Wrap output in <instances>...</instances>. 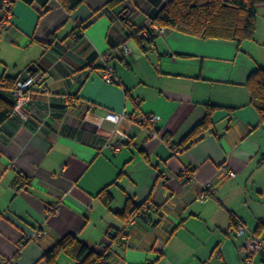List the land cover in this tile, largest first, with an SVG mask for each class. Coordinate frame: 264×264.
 I'll list each match as a JSON object with an SVG mask.
<instances>
[{"label":"crops","instance_id":"1","mask_svg":"<svg viewBox=\"0 0 264 264\" xmlns=\"http://www.w3.org/2000/svg\"><path fill=\"white\" fill-rule=\"evenodd\" d=\"M110 1L86 0L68 14L56 0H17L0 29V77L40 75L29 121L0 126V264H44L66 235L105 253L106 264H243L239 247L264 236V124L246 87L264 66L259 8L253 39L237 43L156 31L152 19L169 0ZM127 22L157 32L146 51ZM106 63L113 84L101 78ZM208 105L218 107L212 128L173 152ZM107 112L135 121L119 126L116 153L103 147L115 138L101 120ZM146 114L158 117L159 137L137 124ZM21 175L25 186H13ZM103 190L113 197L108 207ZM128 199L143 215L125 224L115 213ZM232 219L247 230L241 237ZM56 263L75 264L64 255ZM253 264H264L263 251Z\"/></svg>","mask_w":264,"mask_h":264},{"label":"trees","instance_id":"2","mask_svg":"<svg viewBox=\"0 0 264 264\" xmlns=\"http://www.w3.org/2000/svg\"><path fill=\"white\" fill-rule=\"evenodd\" d=\"M56 1L68 14H71L86 0ZM126 1L128 0H111L108 6H118ZM260 7H264V0H169L153 17L152 25L163 30L176 31L201 39H222L240 43L253 39L257 9ZM127 14L128 12L125 10L120 13L124 20H127ZM126 28L129 37L137 40L142 51H146L158 35L151 27L136 30L133 25L127 22ZM75 29L80 37L84 27L78 24ZM143 30L146 35L138 36ZM74 38L78 37L74 36ZM18 81V77L12 78L5 75L0 77V126L10 118L13 103L8 92ZM246 87L250 94V105L256 111L260 123L264 124V66L249 75ZM207 107L206 115L193 130L178 145L170 144V149L173 152L192 147L212 128V115L218 107L209 105ZM164 139L170 142L165 135ZM22 179H24L22 175L16 178L13 186L24 187L25 183H20ZM98 198L106 207L113 202V197L107 190L101 191ZM115 215L125 224H129L134 218L143 215V206H138L128 199L124 209ZM238 223L240 222L232 219V228ZM60 255L66 256L75 264H100L101 259H103L101 264H106L105 253L94 252L73 235L61 238L43 254L41 260L44 264H57Z\"/></svg>","mask_w":264,"mask_h":264},{"label":"built area","instance_id":"3","mask_svg":"<svg viewBox=\"0 0 264 264\" xmlns=\"http://www.w3.org/2000/svg\"><path fill=\"white\" fill-rule=\"evenodd\" d=\"M17 0H2L0 3V29L6 27L12 19V6ZM156 31H159L157 27L154 26ZM121 48L124 53L128 54L129 50L126 43L121 42ZM40 75L37 72L29 73L25 78L19 80L14 87L8 92L9 98L13 103V110L10 114V118L16 119L21 123H26L30 119V115L27 109L32 105L34 101V92L31 87L39 80ZM104 83L113 84L116 82V77L114 69L109 64L104 65V69L101 76ZM101 120L107 121L112 124V133L115 135L113 140L107 141L103 144L104 148L110 149L112 152L116 153L123 146V139L125 134L119 129V126L123 122H129L131 125L135 124L133 121V115L126 112L113 113L107 112ZM158 117L154 115H141L137 121L141 127L148 130L150 137L158 136L156 132V123ZM230 176H234L233 172L229 173ZM191 176L187 171L184 173V177L189 178ZM209 187H205L204 191H208ZM205 192L198 195L199 200L205 199ZM245 231L242 224L238 223L235 227L230 229L231 234L236 237H241ZM42 234L38 233L36 238H40ZM25 241H22L20 247L23 246ZM264 252V236L263 237H251L244 245L239 247L238 254L242 258L243 264H253L254 256L260 252ZM100 264L103 263V259L100 260Z\"/></svg>","mask_w":264,"mask_h":264},{"label":"rangeland","instance_id":"4","mask_svg":"<svg viewBox=\"0 0 264 264\" xmlns=\"http://www.w3.org/2000/svg\"><path fill=\"white\" fill-rule=\"evenodd\" d=\"M258 16H259V25H261V23L263 22L264 23V7H260L259 10H258ZM262 30H259V33H263L261 32ZM264 35H258V38L259 37H262ZM264 42V40H263Z\"/></svg>","mask_w":264,"mask_h":264},{"label":"bare ground","instance_id":"5","mask_svg":"<svg viewBox=\"0 0 264 264\" xmlns=\"http://www.w3.org/2000/svg\"><path fill=\"white\" fill-rule=\"evenodd\" d=\"M126 9H127V7H126ZM158 134H159V133H158ZM158 137H159V136H158ZM242 225H243V224H242ZM246 231H247V230H245V233H246ZM249 234H250V233H249ZM35 235H36V234H35ZM250 235H251V234H250ZM248 240H249V239H248ZM248 240H247V241H248ZM261 252H262V251H261ZM255 256H256V255H255ZM255 256H254V257H255Z\"/></svg>","mask_w":264,"mask_h":264}]
</instances>
